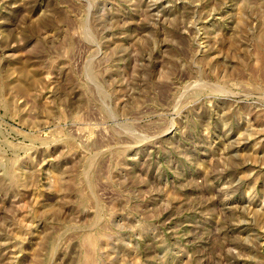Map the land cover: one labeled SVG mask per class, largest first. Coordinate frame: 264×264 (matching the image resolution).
<instances>
[{
  "label": "rangeland",
  "instance_id": "374dc122",
  "mask_svg": "<svg viewBox=\"0 0 264 264\" xmlns=\"http://www.w3.org/2000/svg\"><path fill=\"white\" fill-rule=\"evenodd\" d=\"M0 264H264V0H0Z\"/></svg>",
  "mask_w": 264,
  "mask_h": 264
}]
</instances>
